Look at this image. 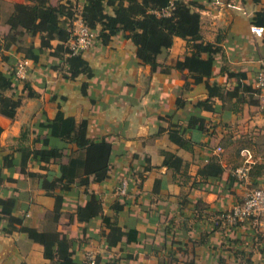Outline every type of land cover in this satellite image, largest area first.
Wrapping results in <instances>:
<instances>
[{"label":"crops","instance_id":"crops-1","mask_svg":"<svg viewBox=\"0 0 264 264\" xmlns=\"http://www.w3.org/2000/svg\"><path fill=\"white\" fill-rule=\"evenodd\" d=\"M5 1L13 8L26 0ZM84 1L78 2L79 9ZM182 1L200 6L195 11L202 39L220 49L209 81L223 88L225 100L215 98V110L202 112L208 131H188V149L169 137L170 130L188 127L195 106L209 98L205 83L196 85L188 70L175 69L189 50L181 38L166 46L157 71L138 59L136 45L124 34L108 45L95 43L83 55L92 78L69 79L66 62L44 52L27 80L17 83L23 100L16 117L0 113V264H55L23 227L65 237L75 264L91 252L98 264H264V218L237 226L221 219L250 190L264 189V112L256 88L264 66V32L251 30L264 28L257 18L264 13V0ZM58 2L51 0L53 5ZM8 31L1 23L0 33ZM21 43L22 49L38 48L41 36L25 35ZM58 44L53 42L54 48ZM5 54L16 60L22 56L16 48ZM13 69L2 63L4 72ZM179 99L185 103L182 108ZM60 108L78 124L86 121L88 138L110 143L113 154L109 178L89 187L73 185L64 193L55 221L52 214L61 190L51 195L45 183L61 178L68 159L45 164L21 149L35 147L43 133L40 124L53 120ZM167 154L182 164L169 168ZM212 162L222 172L205 175L202 171ZM243 167L249 172L240 178L236 172ZM124 181L129 191L119 195ZM92 200H100L103 213L81 222L78 209ZM104 217L124 233L116 245Z\"/></svg>","mask_w":264,"mask_h":264},{"label":"trees","instance_id":"trees-1","mask_svg":"<svg viewBox=\"0 0 264 264\" xmlns=\"http://www.w3.org/2000/svg\"><path fill=\"white\" fill-rule=\"evenodd\" d=\"M77 3V0H59L57 5H53L51 0H26L24 3L13 5L4 23V26L9 27V31L0 33V57L2 58L0 61V113L2 115L14 119L23 100L22 96L17 94L19 81L15 77L19 60L5 54L13 48L22 54L21 59L32 60L35 64L44 52L50 51L52 57L66 62V77L69 79H76L81 75L93 77V71L83 55L70 56L67 45L70 39L68 28L80 12ZM173 3L172 15L165 17L158 15V12L168 8L171 0H85L81 16L85 23L97 33L95 43L108 45L118 34H124L136 45L138 59L143 64L150 65L153 71L158 70V59L167 50V45L173 44L176 38L187 42L188 53L183 60L177 61L175 69L188 70L194 83L196 85L205 83L209 91V98L195 106V114L189 118L188 127L169 131V137L174 143L188 149L187 132L193 129L207 132L206 118L202 112L214 111L213 100L218 98L224 101L225 97L223 88L209 81L214 73L215 56L220 49L213 44L205 43L202 39L199 31V15L195 11L196 7L200 6L196 2L182 0H174ZM108 10H112V15L108 13ZM257 18L259 24L264 25V13L257 14ZM25 35L30 37L40 35V47L31 46L22 49L21 38ZM53 42L59 43L56 48ZM2 63H10L14 69L8 73L4 72ZM189 88L190 83H187L184 90ZM25 89L30 91L27 84ZM8 93L11 95L8 96ZM184 105V101L179 99L178 106L182 108ZM40 129L45 133V138H41L43 133L40 131L34 142L35 147L22 148L21 151L24 155L32 156L34 161L45 164L67 157V163L62 165L61 178L45 183L46 191L51 195L57 189L61 190V194L56 195V207L52 214L56 221L62 213L63 195L69 192L73 185L89 187L91 183H104L109 178L113 147L106 141L100 143L91 141L88 138L87 122L78 124L74 118L65 116L61 108L53 120L40 124ZM39 144L40 147H38ZM71 145L76 146V150H71ZM181 164L182 160L176 155H166L165 165L169 168L177 169ZM202 172L213 176L220 174L222 169L212 162ZM119 209L118 207L117 210ZM102 213L103 207L100 200H92L79 207L78 218L81 222H89ZM13 222L21 226L19 220ZM104 222L111 230V244L116 245L122 240L124 233L110 218L104 217ZM23 231L44 247L45 257L49 261L55 264H75L72 260L73 253L69 251V243L65 237H61L56 232L42 233L27 227H23Z\"/></svg>","mask_w":264,"mask_h":264},{"label":"built area","instance_id":"built-area-1","mask_svg":"<svg viewBox=\"0 0 264 264\" xmlns=\"http://www.w3.org/2000/svg\"><path fill=\"white\" fill-rule=\"evenodd\" d=\"M173 2L174 0H171L170 6L158 12V15L165 17L171 16L174 10ZM79 10L80 12L68 28L70 39L67 45L69 47L70 56L84 55L89 52L94 47L97 37V33L85 23L81 16L82 6H80ZM251 30L258 35L264 32V28L257 26H253ZM32 66V60L20 59L15 73L16 80L19 82L27 80L29 70ZM256 88L258 90L260 109L264 112V66L258 73ZM248 172L249 167H243L237 170L236 174L240 178H244L247 177ZM128 191L129 184L127 181H124L118 188V194L126 195ZM221 218L232 226H237L249 220L264 218V189L250 190L241 203L233 206L229 211L225 212ZM82 264H98L96 255L92 252L88 253Z\"/></svg>","mask_w":264,"mask_h":264},{"label":"rangeland","instance_id":"rangeland-1","mask_svg":"<svg viewBox=\"0 0 264 264\" xmlns=\"http://www.w3.org/2000/svg\"><path fill=\"white\" fill-rule=\"evenodd\" d=\"M77 2H80V0H77ZM11 11L12 8L7 4V2L5 0H0V24L2 23V25L4 26V23Z\"/></svg>","mask_w":264,"mask_h":264}]
</instances>
